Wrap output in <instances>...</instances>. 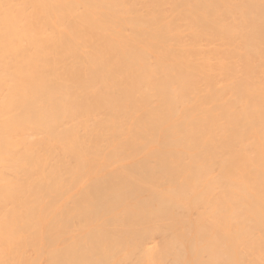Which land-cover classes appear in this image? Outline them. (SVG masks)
<instances>
[{"label":"bare ground","instance_id":"6f19581e","mask_svg":"<svg viewBox=\"0 0 264 264\" xmlns=\"http://www.w3.org/2000/svg\"><path fill=\"white\" fill-rule=\"evenodd\" d=\"M0 264H264V0H0Z\"/></svg>","mask_w":264,"mask_h":264}]
</instances>
